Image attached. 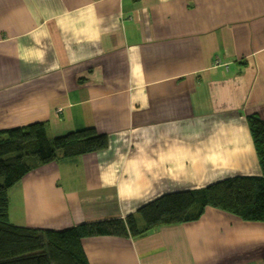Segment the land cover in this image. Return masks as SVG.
Here are the masks:
<instances>
[{"label": "crops", "instance_id": "1", "mask_svg": "<svg viewBox=\"0 0 264 264\" xmlns=\"http://www.w3.org/2000/svg\"><path fill=\"white\" fill-rule=\"evenodd\" d=\"M250 114L264 119V0H0V130L109 137L16 183L15 225L60 231L259 175ZM82 246L90 264H264V222L208 207Z\"/></svg>", "mask_w": 264, "mask_h": 264}, {"label": "trees", "instance_id": "2", "mask_svg": "<svg viewBox=\"0 0 264 264\" xmlns=\"http://www.w3.org/2000/svg\"><path fill=\"white\" fill-rule=\"evenodd\" d=\"M248 122L261 174L165 193L125 217L85 222L60 231L11 223L9 190L43 165L106 149L109 137L94 127L51 137L44 122L0 130V264H90L83 238L141 237L152 229L197 221L208 207L245 221L264 222V119L250 114Z\"/></svg>", "mask_w": 264, "mask_h": 264}, {"label": "built area", "instance_id": "3", "mask_svg": "<svg viewBox=\"0 0 264 264\" xmlns=\"http://www.w3.org/2000/svg\"><path fill=\"white\" fill-rule=\"evenodd\" d=\"M215 65H216V66H218V65H222V66H224L225 68L228 67L227 64L222 63L219 59H216V60H215Z\"/></svg>", "mask_w": 264, "mask_h": 264}]
</instances>
